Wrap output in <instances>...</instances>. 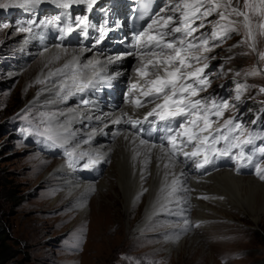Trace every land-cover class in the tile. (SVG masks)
I'll use <instances>...</instances> for the list:
<instances>
[{
	"label": "rangeland",
	"instance_id": "rangeland-1",
	"mask_svg": "<svg viewBox=\"0 0 264 264\" xmlns=\"http://www.w3.org/2000/svg\"><path fill=\"white\" fill-rule=\"evenodd\" d=\"M5 2L10 0H0V3ZM218 2L223 5L227 0ZM231 3L250 15L252 38L247 35L242 16L233 13L221 21L226 24L235 21L231 27L236 31L231 34V41L212 55L213 62L223 67L218 72V78L222 83L235 76L243 78L248 84L235 86L236 96L239 89L241 100L249 94L264 102V92L261 91L264 88V58L261 57L264 53V35L258 27L264 23V10L254 11V7H260V0H250L253 7L247 9L244 0H231ZM8 9L0 11L4 15ZM220 11L225 9L221 7ZM213 18L220 19L216 13ZM33 21L37 23L39 19L33 17ZM20 39L22 35L11 25L5 28L0 23V238L3 241L0 252L6 249L8 254L15 255L6 264H255L264 259V181L257 182L253 179L255 176L247 171L239 176L253 179L262 189L248 190L245 199L238 200L239 207L235 205L237 211L227 207L232 211L228 217L215 215L201 220L200 223L196 222L197 229H189L188 226L189 230L185 231L188 238L177 241L178 244L170 251L154 249L162 242L166 245L159 234L157 237V233L153 232L152 236L145 238L137 234V224L149 199L145 196L138 198V202L141 201L138 212L129 218L122 201L114 199L112 191L109 199L104 200L106 204L112 202V208L107 211V225L102 222L104 227L91 226L73 232L74 222L64 220L67 213L75 211L72 205L67 204L68 199L51 204L56 195L63 197L62 192L54 188L58 181L49 177L46 168L38 173L33 170L38 160L49 165L62 160L41 155L25 146L19 131L15 137L13 122L24 120L33 126V132L52 135L56 142L63 144L57 139L61 133L54 129L50 121L56 110L31 102L41 89L35 84L40 57L31 52L23 56L19 49ZM24 57L29 59L25 60ZM64 160L69 164L67 159ZM114 169L115 163L108 159L100 177L93 180L95 184L106 181L114 183ZM217 188L226 191L223 187ZM117 189L122 192L120 186ZM100 191L93 189L87 201L93 197L92 194ZM150 202L155 206L160 205V198L153 195ZM129 222L132 223L131 228ZM150 237L156 242H146ZM191 243L195 244V249L188 248Z\"/></svg>",
	"mask_w": 264,
	"mask_h": 264
},
{
	"label": "bare ground",
	"instance_id": "bare-ground-1",
	"mask_svg": "<svg viewBox=\"0 0 264 264\" xmlns=\"http://www.w3.org/2000/svg\"><path fill=\"white\" fill-rule=\"evenodd\" d=\"M100 3L101 0H95V3L89 8L87 0H81L79 7L69 10H65L63 7L58 8V14L64 15L69 12L72 15L70 25L75 33L73 36H67L72 44L88 45L89 30L95 25L94 17L98 15ZM84 17L88 18L89 23L87 36L80 28L76 27L77 20ZM19 42V49L23 56L30 52L34 54L23 38ZM36 55L40 57V63L36 69L38 79L35 84L41 89L34 95L31 102L47 105L49 109L56 110L54 112L55 119L51 117L50 121L54 129L61 133L57 135V139L63 144H69L77 151L87 149V151L97 154V159L103 161L105 165H107L108 159L115 163V173L113 174L115 182L106 181L97 184L94 181L72 180L60 161L49 165L45 161L38 160L34 164L35 173L46 168V172L50 173L49 177L58 181L57 187L54 188L60 190L63 197L54 192L56 197L51 201V204L55 205L61 203L63 199H68L67 204L75 208V211L67 213L64 219L74 222L73 232L91 226L104 227L102 222L107 225V211L112 206V202L106 204L104 200L109 199L110 192L114 191L112 194L114 199L122 201L129 218L138 212L141 203V201L138 202V198L145 196L149 199L146 205L142 203L144 207L137 224V234L143 238L148 235L152 236L153 232L157 233L155 234L157 237L159 234L165 239L164 244L166 245H163L162 242L154 249L170 251L174 245L178 244L177 241L182 242L183 239L188 238L185 236L188 234H185V231L191 229L192 222L206 220L215 215L226 218L230 212L238 210L235 205L238 206V200L245 199L248 190L262 189L261 185L253 179H244L227 169L207 172V174H203L204 178H200L199 182H194L196 179L193 180L189 168L182 163H176L167 155L166 151H161V146L152 147L154 144L149 143L141 145L140 139L131 132L119 128L116 132L112 130L117 118L122 122L144 116L154 105L148 104L143 108L134 109L128 103L121 102L116 107H104L102 110L96 111L95 109H76L71 105L64 107L56 98L55 95L59 93V87L65 86V79L61 77L64 74L65 64H70V68L82 69V75L79 76L82 79L98 75V84L109 87L114 94L119 87L130 83H139V89H141L143 81L135 73V69L140 66V60L139 54L135 51L126 55H103L93 53L86 47L73 49L54 46ZM90 61H99V63L85 67V65H89ZM57 69H63V71L57 73ZM142 97L141 93H135L134 101ZM65 128H67V132H65ZM65 141L67 142L65 143ZM174 179L178 183L175 185L176 191L172 193ZM117 186L121 187L122 192L118 191ZM217 187H223L226 191L222 192ZM102 188L105 190L103 191ZM93 189H101V191L92 194L93 197L87 201V197ZM169 193L172 194L169 195ZM153 195L160 198V205L155 206L150 202ZM199 196H202L203 199L199 200ZM227 207H230L232 211H229ZM75 216L78 218L75 219ZM81 218L83 219L79 222ZM190 220L193 221L189 222ZM131 224L129 222L130 228ZM151 239L146 242H156V239ZM194 245L191 243L188 248L195 249Z\"/></svg>",
	"mask_w": 264,
	"mask_h": 264
},
{
	"label": "snow or ice",
	"instance_id": "snow-or-ice-1",
	"mask_svg": "<svg viewBox=\"0 0 264 264\" xmlns=\"http://www.w3.org/2000/svg\"><path fill=\"white\" fill-rule=\"evenodd\" d=\"M42 0H10V2L0 3V9H8L11 7L30 10L39 5ZM79 3L81 0H57L61 7L68 8L70 3ZM89 8L95 3V0H87ZM154 0H143L141 8L143 10L141 19L147 16L150 23L147 28L139 32L135 37L137 51L139 53L140 66L135 71L143 80L141 96L145 97L143 101L137 99L135 101L137 107H144L145 104H154L151 111L147 112L144 119L155 116L159 121L165 122L164 129L166 132L165 139L168 147L165 149L161 145V151H166L170 158H175L178 155H183L185 159H197L203 154V160L196 162L197 168H203L207 164L214 163L213 158L208 154L213 151L214 154L227 156L233 147H239V137H231L221 132L220 128L210 131L211 125L216 121L211 119L212 116L219 118L223 115V110L230 105L227 101H217L215 98H197L199 93L206 91L211 82L204 75V68L208 65L205 63L203 67H196L195 64H200L202 61L209 59L207 55L211 52L215 44L212 41L225 38L230 32L236 31L231 27L235 21H229L228 24H222L228 16L233 13L237 16H242L244 27L247 29V35L252 38L251 17L249 14L240 11L237 7H233L231 0H227L226 4H220L218 0H169V3L160 8L158 12L151 13ZM221 7L225 11H220ZM244 7L247 9L253 7L250 0H244ZM227 9H231L230 12ZM264 10V0H260V7H254V11L259 12ZM213 13L219 15V20L213 25L211 35H196L200 29L205 27L207 17ZM199 21V23H197ZM57 20L41 21V24L55 25ZM35 21L30 22L28 28H21V31L31 32ZM156 25L157 27H153ZM76 27L87 36L88 18L78 19ZM258 27L264 35V23H260ZM61 33H70L74 31L71 25L60 29ZM104 29L100 30V37L97 43H100L105 36ZM264 58V53L261 54ZM74 61L76 58H73ZM117 59H120L117 57ZM99 61H90L88 66H94ZM70 68V64H65L64 69ZM63 69H57V73ZM252 74H256L253 72ZM51 75V74H50ZM76 72L73 70V76ZM42 82V81H38ZM91 84L80 85L79 90L88 87ZM137 85H133L136 88ZM264 92V88L261 89ZM73 93L69 91L68 95ZM239 90L236 99H239ZM67 99V97H65ZM84 103H87L85 101ZM61 115H63L61 113ZM55 119V114L52 115ZM115 123L119 124L120 119L117 118ZM128 123L135 127L141 121L129 119ZM178 124V127H177ZM61 127H64L61 125ZM223 127L229 132L234 129H240V124H235L233 129V121H224ZM67 132V128H65ZM205 133H207L205 135ZM44 133H38L43 135ZM56 143L52 135L47 137ZM221 140L225 141L224 148H215L214 146ZM235 141V142H234ZM67 141H65L66 143ZM252 142L250 137L243 141L244 144ZM147 141L141 139L140 144L144 145ZM152 147H155L153 145ZM190 148L189 151L185 149ZM260 151L264 153V148ZM70 157L72 153H67ZM82 156L87 155L82 153ZM240 159H247L251 162L252 157H245L243 151L239 154ZM99 163V159L93 160L89 158L88 163L84 164V168H89L94 164ZM241 165L238 163L237 167ZM69 167H72L71 161ZM168 167V165H165ZM260 178L264 179V174L257 169ZM177 180L172 182V193L176 191L175 185ZM172 193H169L171 195Z\"/></svg>",
	"mask_w": 264,
	"mask_h": 264
},
{
	"label": "trees",
	"instance_id": "trees-1",
	"mask_svg": "<svg viewBox=\"0 0 264 264\" xmlns=\"http://www.w3.org/2000/svg\"><path fill=\"white\" fill-rule=\"evenodd\" d=\"M0 243H3L1 238ZM14 257V254H8V251L5 249L4 251L0 252V264H6L9 260L13 259ZM255 264H264V259Z\"/></svg>",
	"mask_w": 264,
	"mask_h": 264
}]
</instances>
